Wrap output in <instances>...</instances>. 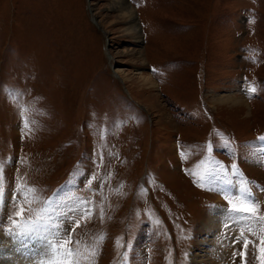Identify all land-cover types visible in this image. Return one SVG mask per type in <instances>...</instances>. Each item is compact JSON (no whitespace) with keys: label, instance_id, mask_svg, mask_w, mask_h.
Masks as SVG:
<instances>
[{"label":"rangeland","instance_id":"obj_1","mask_svg":"<svg viewBox=\"0 0 264 264\" xmlns=\"http://www.w3.org/2000/svg\"><path fill=\"white\" fill-rule=\"evenodd\" d=\"M125 1L136 35L112 0H0V235L53 216L60 264H261L228 201L264 215V0Z\"/></svg>","mask_w":264,"mask_h":264},{"label":"snow or ice","instance_id":"obj_2","mask_svg":"<svg viewBox=\"0 0 264 264\" xmlns=\"http://www.w3.org/2000/svg\"><path fill=\"white\" fill-rule=\"evenodd\" d=\"M254 91V89H252ZM27 111V109H25ZM23 115V113H22ZM34 123V121L32 122ZM25 127H27V121L25 120ZM264 139V138H262ZM217 165H219V162H217ZM233 171L235 173V165L232 166ZM213 172H216L217 175H220L223 172V169L220 168L219 171H217L216 168L212 169ZM2 168H0V195L3 193V175H2ZM91 183V180L88 182ZM226 184H231L232 181L229 179H225ZM243 183V181H241ZM18 194L27 196L28 193H35L37 190L34 187L27 188L26 190L21 188L19 185L17 186ZM226 196L230 195V193H224ZM252 192L246 188L241 187L239 189V196L234 197L233 199L241 201L239 205L233 203V200H229L228 203L230 204L229 211L232 213H237L236 216H229V221L236 222L241 219L251 218L262 225H264V215L257 216V203L256 201L249 200V197H251ZM59 203H63V201H58ZM70 210L76 214L77 212H82L84 215H91L92 209L88 208L87 210L84 209V207L80 203H76L70 206ZM45 212H52L53 215H65L64 212H57L55 209L51 207V201H48L46 203ZM17 215H20V213H17ZM50 221H53V216H47L43 220H39L30 226H20L16 225L13 229H9V235L10 236H27L30 234H37L39 233L45 243L48 246L47 254L49 256H56L62 249L65 248V245H71L73 243V233L69 231L67 227L64 226V222L59 223H50ZM15 224V221H13ZM75 227H79V222H76ZM63 228V231H60V229ZM249 232H252L255 234L256 229L252 226H249L247 229ZM264 230V229H262ZM243 242V247L241 248V259H244V256L246 255V250L249 245V241L244 238L243 233L238 238H235L233 240V244H239ZM261 244H264V238L261 239ZM73 251V249L69 248L67 249L66 254H70ZM260 252L264 254V247L260 248ZM244 264H247V261L245 260ZM261 264H264V261L261 262Z\"/></svg>","mask_w":264,"mask_h":264},{"label":"bare ground","instance_id":"obj_3","mask_svg":"<svg viewBox=\"0 0 264 264\" xmlns=\"http://www.w3.org/2000/svg\"><path fill=\"white\" fill-rule=\"evenodd\" d=\"M115 11L118 13V19L122 22H127L124 32L127 34H137V24L136 19H134V13L131 8L128 6L125 0H112L111 5ZM111 7V6H110ZM139 34V31H138ZM136 42H139V37ZM115 74H121L120 70H115ZM135 76H140L139 80L137 79V84L139 87L143 86H152L151 79L149 77H143L140 70H136ZM116 77V75H115ZM136 79V78H135ZM128 82V81H127ZM144 84V85H143ZM143 89V88H142ZM151 89V88H150ZM218 102L220 104H229L231 107H243L245 104H242V98H236L235 96H226L221 95L217 96ZM246 115L247 111L245 112ZM217 222L219 223L218 214H214ZM213 217H210L205 224V227L210 234H213V226L215 225L216 220ZM219 225V224H218ZM12 238V239H11ZM214 247V246H213ZM217 247V246H216ZM48 246L45 243L44 239L38 237L34 234H30L24 237H10L6 238L0 235V264H60V255L59 253L56 256H49L47 254ZM225 251V250H224ZM222 261H213V264H224ZM227 263V262H226ZM63 264V263H62ZM206 264V263H205ZM207 264H212L208 263Z\"/></svg>","mask_w":264,"mask_h":264}]
</instances>
